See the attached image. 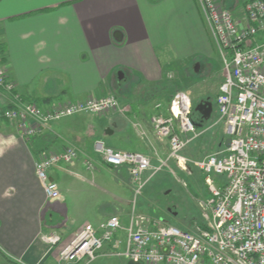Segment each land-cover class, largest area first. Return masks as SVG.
<instances>
[{"label":"crops","instance_id":"0c3cea01","mask_svg":"<svg viewBox=\"0 0 264 264\" xmlns=\"http://www.w3.org/2000/svg\"><path fill=\"white\" fill-rule=\"evenodd\" d=\"M220 1L238 20L244 19L249 0ZM211 39L198 0H0V44L22 100L66 103L115 94L131 108L127 114L79 115L54 122L31 140L16 124L0 120V264H131L111 254L113 243L92 263L59 259L60 248L82 228L98 227L113 216L101 219V169L112 167L99 160L95 143H105L118 130L139 145L135 152L154 158L150 119L156 104L141 112L135 94L143 91L139 101L148 103L146 91L163 80L168 63L159 48L170 44L175 58L185 60L208 52ZM126 81L135 84L133 92L123 89ZM7 105V96L0 95V108ZM66 146L77 148L79 158L51 170L62 199L49 201L35 164L42 153ZM87 158L99 161L92 171L84 166ZM112 169L116 179L131 188L130 169ZM49 234L61 235V244H47L43 236ZM118 238L124 241L125 233Z\"/></svg>","mask_w":264,"mask_h":264},{"label":"built area","instance_id":"2783aa9c","mask_svg":"<svg viewBox=\"0 0 264 264\" xmlns=\"http://www.w3.org/2000/svg\"><path fill=\"white\" fill-rule=\"evenodd\" d=\"M198 2L223 54L225 68L216 103L225 125V140L231 138V144L202 159L181 154L202 135L193 119V101L182 91L167 104L157 102L150 122L155 138L167 142L166 161L175 160L189 174H193L192 167L202 173L210 194L200 203L204 221L180 228L138 213L134 206L126 227L113 215L98 227L82 228L60 248L61 262L92 263L113 243L116 248L111 254L131 264H264V0H249L241 21L220 0ZM0 95L7 96L8 104L0 108V120L16 124L28 140L76 114L131 111L115 95L66 103L22 100L1 44ZM95 152L109 167H128L137 193L144 187V174L154 168L153 157L118 150L101 141L95 143ZM78 158L79 151L73 146L40 155L35 172L49 201L62 199L59 185L50 178L51 170L73 165ZM98 163L87 158L84 166L92 171ZM122 231L124 241L118 238ZM43 239L51 246L62 242L59 234Z\"/></svg>","mask_w":264,"mask_h":264},{"label":"rangeland","instance_id":"374dc122","mask_svg":"<svg viewBox=\"0 0 264 264\" xmlns=\"http://www.w3.org/2000/svg\"><path fill=\"white\" fill-rule=\"evenodd\" d=\"M214 41L211 39V47L208 52H201L185 60L175 58L177 56L170 44H167L165 49L159 48L158 52L161 59L168 63L164 70L163 80L160 83L152 84L151 91H146L148 103L139 101V95H142L143 91L135 94L136 98H134L138 101L139 104L136 107H140L141 112H148L157 102L165 101L166 98L172 97L180 91L191 97L195 107L201 101L213 103L212 117L204 121L203 126L199 128L202 135L187 147L189 153L188 150L181 153L185 157L189 154L187 158L192 160L202 159L224 149L225 125L220 118L216 99L223 81L225 63L222 51ZM225 55L229 57L227 51H225ZM166 58H168L167 61L164 60ZM134 86L135 84L131 81H126L123 89L133 92ZM115 96L118 98V95ZM107 114L115 115L119 112L98 115L105 116ZM79 115L98 116L90 113H80L74 116ZM105 141L106 145L115 149H123L128 152L140 151L136 148L139 145L130 143L128 136L118 130L115 134L109 135ZM166 144L167 142L165 145H161L156 138L154 139L157 150V155L153 158L154 168L144 174L143 182L145 184L140 193H137L138 187L132 183H130V188L117 180L116 172L112 168L104 167L101 169V219L118 215L122 225L126 227L130 220V213L135 206L138 213L147 214L180 228H187L193 223L204 221L200 203L210 197L204 177L195 168L194 171L193 167V174H189L181 169L175 160L166 161L169 156V149ZM149 152L153 154L150 148ZM95 182L99 183L96 180ZM113 194L130 200V204L118 201ZM66 197L67 204H69L70 196L67 195ZM69 214L72 215L73 212L71 211ZM117 262L126 264L122 261Z\"/></svg>","mask_w":264,"mask_h":264},{"label":"water","instance_id":"95a60500","mask_svg":"<svg viewBox=\"0 0 264 264\" xmlns=\"http://www.w3.org/2000/svg\"><path fill=\"white\" fill-rule=\"evenodd\" d=\"M115 37L118 38V32L115 33ZM119 40H121V39H119ZM213 110H214L213 103L210 101H201L195 107V111L198 112L202 116L203 121H207L212 117ZM197 126L200 128L203 126V124L201 123L200 125H197ZM224 144L226 147H229L231 144V138H227L225 140ZM189 170H191V169L189 168Z\"/></svg>","mask_w":264,"mask_h":264},{"label":"trees","instance_id":"16d2710c","mask_svg":"<svg viewBox=\"0 0 264 264\" xmlns=\"http://www.w3.org/2000/svg\"><path fill=\"white\" fill-rule=\"evenodd\" d=\"M1 49H2V51L4 52V48L2 47V45H1ZM173 90V89H172ZM173 97V96H172ZM172 97H168V98H166V100L165 101H161V102H163L164 104H167V103H169L170 101H171V99H172ZM36 102V101H35ZM38 103V102H37ZM193 119H194V121H195V123H196V125H200L201 123H203L204 121H203V119H202V116L199 114V113H196L195 112V106H194V104H193ZM35 138V137H34ZM33 139V138H32ZM42 140H48V139H46V138H41ZM189 148H186L185 149V152L188 150ZM188 153H189V150H188ZM187 157H189V154H187ZM193 170H194V168H193ZM195 171V170H194Z\"/></svg>","mask_w":264,"mask_h":264}]
</instances>
